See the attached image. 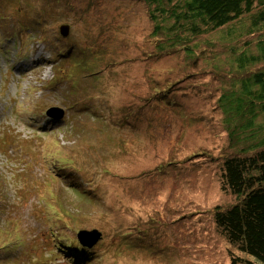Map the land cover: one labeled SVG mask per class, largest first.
I'll use <instances>...</instances> for the list:
<instances>
[{
    "label": "rangeland",
    "instance_id": "374dc122",
    "mask_svg": "<svg viewBox=\"0 0 264 264\" xmlns=\"http://www.w3.org/2000/svg\"><path fill=\"white\" fill-rule=\"evenodd\" d=\"M1 6L0 241L12 243L0 264H232L233 255L244 257L219 233L214 209L244 199L224 189L223 171L239 155L229 134L245 124L237 106L223 111L217 101L247 73L264 71V62L247 64V73L234 68L220 31L190 34V51L161 56L148 42L152 23L138 0ZM260 39L245 34L234 44L249 45V54ZM99 52L119 65L98 67ZM55 107L63 118L47 115ZM68 209L78 217L69 214L71 225L58 236L53 225H65L57 218ZM95 229L102 240L83 246L77 233Z\"/></svg>",
    "mask_w": 264,
    "mask_h": 264
},
{
    "label": "trees",
    "instance_id": "16d2710c",
    "mask_svg": "<svg viewBox=\"0 0 264 264\" xmlns=\"http://www.w3.org/2000/svg\"><path fill=\"white\" fill-rule=\"evenodd\" d=\"M138 1L148 8V21L152 23L148 42L157 48L161 56L184 52L186 49L190 51L187 48L190 34L192 37H200L220 31L227 34L225 41H229L230 44L225 46V49L235 58L234 68L240 65L247 73V64L264 62V0ZM6 13L7 9L1 6L0 19H5ZM245 34L261 36L256 43L257 51L247 54L251 50L249 45L234 44L239 36ZM102 56L101 52L98 55L94 54V63L98 67L102 65L101 63L112 69L119 65L105 60ZM95 91H98V87ZM229 91L222 94L217 105L223 111H228V107H232L230 110L234 111V107L237 106L240 110L238 116L244 121L245 126H241V129L238 127V133L233 131L229 134V146L238 149L239 155L226 159L223 187L226 191L244 199L240 200L241 205L230 210H222V207L217 206L214 209L215 223L219 233L230 244L238 246L244 256L233 255L232 264H264V71L247 73L241 86L236 89L234 83ZM150 99L156 100L155 107L159 108V105L165 104L163 99L159 100L157 97ZM178 108L184 110L182 105ZM178 108L175 111L181 113ZM118 114H121V110L115 108L113 115ZM247 133L245 137L242 135ZM52 142L58 143V140ZM48 155L51 159L56 157L51 150L48 151ZM64 157L59 155L62 160L65 159ZM52 200L55 198L52 197ZM55 207L52 203L50 208ZM44 211L42 209L41 213ZM69 214L71 218L73 216V220L78 217L72 209L64 210L57 221L62 219L65 225L58 222L53 225L58 236H61L59 232L64 227L71 225ZM74 240L76 241L75 238ZM10 243L12 242L7 240L0 241L1 253L8 250Z\"/></svg>",
    "mask_w": 264,
    "mask_h": 264
},
{
    "label": "water",
    "instance_id": "95a60500",
    "mask_svg": "<svg viewBox=\"0 0 264 264\" xmlns=\"http://www.w3.org/2000/svg\"><path fill=\"white\" fill-rule=\"evenodd\" d=\"M60 33L63 37H68L70 34V26L69 25H63L60 28ZM65 112L62 108H52L47 111V115L49 117L60 119L63 118L65 115ZM102 233L98 230H80L77 233V239L79 242L87 247V248H94L101 240H102Z\"/></svg>",
    "mask_w": 264,
    "mask_h": 264
},
{
    "label": "bare ground",
    "instance_id": "6f19581e",
    "mask_svg": "<svg viewBox=\"0 0 264 264\" xmlns=\"http://www.w3.org/2000/svg\"><path fill=\"white\" fill-rule=\"evenodd\" d=\"M42 62H44V61H42ZM59 91L61 92V94L67 96L69 99H71V100H73L75 103L79 104L82 108H86V105L83 104L81 101L76 100V99L72 98L70 95L65 94L62 90H59ZM3 174H4V172H1V171H0V180H3V182H4V181H6V179H5V177L3 176ZM53 198H55V199H57V200H59V201H61V202L63 203V198H62V197L56 195V197H53ZM94 206H99V203H98V202H95L94 205H93V208H94V209H97V208L94 207ZM109 217H110V215L108 216V218H109ZM91 249H92V248H91ZM72 251L75 252V249H72Z\"/></svg>",
    "mask_w": 264,
    "mask_h": 264
}]
</instances>
